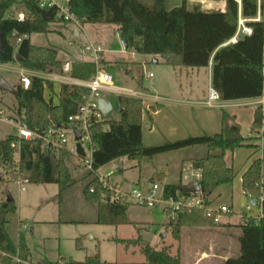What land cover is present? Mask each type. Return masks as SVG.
<instances>
[{"label": "trees", "instance_id": "trees-1", "mask_svg": "<svg viewBox=\"0 0 264 264\" xmlns=\"http://www.w3.org/2000/svg\"><path fill=\"white\" fill-rule=\"evenodd\" d=\"M68 11L81 25L104 24L118 27L119 36L126 41L127 48L135 49L144 56L178 57L179 64L185 68H207L211 63V86L218 92L221 101L254 99L262 96L264 83V0H260L263 20L250 21L246 25L252 29L250 36H242L235 43H228L236 33L239 6L234 0H226V12L205 11L200 6L190 9L182 0L177 7L167 8L166 0H68ZM15 8L23 12L25 18L18 21L8 13ZM258 0H240V15L243 19L257 18ZM63 22L57 18L55 8H40L35 0H0V65L16 63L26 70L42 73L60 72L62 63L57 59V51L31 45L32 34L47 33L49 25ZM134 37L139 41L134 42ZM20 42L17 44V40ZM133 42L135 45H133ZM106 63L99 60L98 66ZM104 71V70H103ZM96 73L93 62L75 61L70 65L69 75L78 80H90ZM44 86L54 92V84L31 77L30 88L15 87L13 96L16 115L28 128L44 133L51 123L62 124L75 114L87 95L85 89L61 84L58 104L52 106L44 99ZM122 112L118 120H103L89 128L93 144L92 164L97 171L108 163L127 158L140 162L154 155L168 153L194 146H205L206 157L192 160L193 169L199 170L200 192L208 199L218 188L230 185L234 179L233 169L224 162V154L245 147L247 139L237 127L229 125L226 114H222L220 133L213 136L189 137L173 143L156 147L142 145L140 99L117 97ZM108 126V129H104ZM252 128L262 129L264 140V106L255 109ZM19 143L18 152L12 144ZM83 155V150L79 148ZM262 159L256 160L242 176V189L248 198L257 199V186L264 172V145ZM67 152L58 154L48 152L39 140H18L9 135L0 140V186L17 177H23L29 184H53L58 187V196L70 186L71 176L64 165ZM93 188V193L89 190ZM179 187L167 185L164 196L175 198L188 195ZM84 196L89 203L98 207L97 224L120 226L128 224L126 211L128 204L112 203L103 199L105 190L93 178L84 187ZM103 200V201H102ZM209 204V201H208ZM16 212L14 201H0V252L8 256L16 253V246L10 239L6 225L8 216ZM262 217L248 219L240 223V255L228 259L225 264H264V201L261 203ZM214 226L204 219L202 211L183 213L168 223L175 240L180 238L183 227ZM129 245H139V240H119ZM76 246L79 242L76 241ZM22 252L24 247L20 249ZM145 258L143 263L135 264H180L179 254L171 257L167 249L155 251L149 246L141 248ZM22 259H26L25 254ZM69 264H109L102 262L95 254L87 256L82 262ZM0 264H15L9 257H0ZM50 264V263H41Z\"/></svg>", "mask_w": 264, "mask_h": 264}, {"label": "rangeland", "instance_id": "rangeland-1", "mask_svg": "<svg viewBox=\"0 0 264 264\" xmlns=\"http://www.w3.org/2000/svg\"><path fill=\"white\" fill-rule=\"evenodd\" d=\"M190 1H192L191 3H193V5L203 8V5L207 0ZM57 2L61 3L62 0H57ZM180 4V0L167 1L168 8L179 6ZM80 26L81 30L78 26L72 23H52L49 25L48 29L50 32L33 34L30 37V41L34 46L54 47L58 51L59 58L61 60L67 59L69 56L67 52L72 54L73 58L78 57L80 47L87 48L90 43L94 47L97 45L101 46L102 49L105 50L103 58L109 65L107 67L106 63L105 66H96V72L104 70L107 74L112 76L113 84L121 88L135 90L141 83L148 87L151 85V81L147 78L150 72L154 75V78L152 79L154 82H156V78L161 73H164L162 68L154 67V65L150 63H147V65L142 68V63H139V61L146 60L144 56L139 54L135 49H124L122 43L116 35L117 30L113 25L84 24ZM75 31L79 33V40H76L73 37ZM133 39L135 43L139 41L136 37ZM134 42L133 45H135ZM125 60L138 62L117 64ZM18 69L19 67L16 63H10L6 66L0 65V79L6 81L13 89H15L18 84ZM127 69L129 70V74H126ZM103 97L113 105V111L110 113L107 120L118 119V99L114 95H104ZM235 105H239V107L231 110L232 112H236L235 115L230 113L231 111L228 112L230 119H232V121L235 122V126L240 129V134L243 137H246L249 135L250 129L252 128L253 121L251 111L253 106L248 105L245 102H237ZM141 107L143 108V105H141ZM16 109L17 104L13 95L9 93H0V112L2 113L0 116V140L9 135H15V128L10 121H7V119L9 120L10 117L16 115ZM141 126L144 130L146 124L143 123ZM103 128L106 130L108 129V126H104ZM257 132L259 136H256L254 139H261L262 129ZM195 149L198 152L197 156L199 154L203 156V153L206 151V148L203 146H197ZM225 156L227 160L232 162L233 173L235 176L230 185L218 188L220 191L218 203L226 204L231 208L232 214L228 215L231 221H235L238 218L239 224L244 222L246 223L249 218L256 219L260 215V212L258 207L250 206L249 198L243 195L241 176H243L254 161L260 159L261 157H259V151L246 146L236 149L232 157H230L229 154H226ZM114 161H118V159ZM119 161L124 162L122 167L125 168L127 160ZM112 162L98 169L96 174L103 175L115 168V165H113ZM64 165L71 178L74 181L77 180L74 184L77 188H80L86 182L89 183L91 179H93L92 175H88L84 169H80L76 162L68 156L64 160ZM118 166L121 165L118 164ZM147 166L148 165L143 164L140 168V185L130 183L131 180L137 178L138 169L124 171L123 175H114L109 181L112 183L117 181L118 184H121L120 186L123 191H130L133 188L144 190L145 187L151 184L147 178ZM184 174L188 175V173ZM18 178L19 177H17V179ZM191 182L193 181L189 179H181L182 185H186ZM24 186L25 192H21L19 203L17 193L18 188L15 183L10 181L4 182L1 184L0 189L5 192L8 191L11 194L17 208L19 204L21 207L24 205L23 200L26 199L25 196L30 194V190H33V197H31H36L34 199L39 200L38 206L40 208V215L50 221L53 220L52 218H54V216L60 214L61 220L71 221L79 220L77 218H83L89 222L91 216L94 214L93 209L81 201L80 189H73L71 194L61 205L60 211H58L57 200L54 198V194L57 189L55 185L26 184ZM258 191L259 196L257 199L261 196V191L259 189ZM32 198L26 199V203H35ZM127 204L129 205L126 212L128 224L125 225L101 226L94 224L93 221L77 226L72 224L57 226L52 223L44 225V228H42L45 235L44 238L41 237V233H35L33 237H31V260L33 262H37L35 260L38 256H42L41 254L43 250H46L48 258L55 259L56 253L58 252V244H60V256H63V260H72L76 262L83 261L86 256L98 254L102 261L109 264L143 263L145 262V258L140 250L144 246H149L155 251H160L163 248H166L167 253L171 257H176L178 255L177 240L173 237L172 229L167 227L169 222L176 220V217L172 219L167 216L160 207L148 208L139 206L133 200H129V203ZM26 207L27 213L29 214L31 208L27 205ZM202 216L204 219L211 221V219L206 218L203 213ZM16 223V216L9 215L7 231L15 242H17ZM76 229H81L82 231V237L79 238V248L74 247V240L72 239ZM26 233H24V237L29 234V231ZM91 237L95 238V240H92ZM134 239L139 240V245L126 246L125 244L118 242L119 240ZM189 258H191V254L185 252L183 264H186Z\"/></svg>", "mask_w": 264, "mask_h": 264}, {"label": "crops", "instance_id": "crops-1", "mask_svg": "<svg viewBox=\"0 0 264 264\" xmlns=\"http://www.w3.org/2000/svg\"><path fill=\"white\" fill-rule=\"evenodd\" d=\"M166 0V6H167ZM186 6L188 9L197 6L193 5L190 0H185ZM239 6V18L243 19L240 15V0H234ZM182 0H180V3ZM177 7V6H174ZM168 8V6H167ZM173 8V7H172ZM205 11H213L218 13L226 12V0H207L203 5ZM170 9V8H169ZM18 12L15 8L11 9V14ZM8 13V16L10 15ZM257 17L260 20H263L261 16L260 9V0H258V13ZM252 20L246 19L245 23L250 22ZM56 23V22H54ZM114 26V25H113ZM117 30L116 35L118 36L120 42L122 43V39L118 33V27L114 26ZM50 32V31H48ZM33 35V34H32ZM31 37V36H30ZM29 37V40H30ZM31 43V41H30ZM228 43H226L227 45ZM31 45H33L31 43ZM34 46V45H33ZM89 46H93L91 43ZM88 46V47H89ZM123 46V44H122ZM38 47V46H36ZM87 47V48H88ZM95 47H99L101 49L100 60L107 63L103 58V53L105 50L102 49L101 46L97 45ZM41 48H51L56 50L54 47H41ZM82 48V47H80ZM84 48V47H83ZM127 49V48H124ZM57 51V50H56ZM69 55L67 59L61 60L59 58V54L57 51V59L62 64L65 62H75V61H85L92 62V57L90 53L82 56L79 53L78 57L73 58L72 54L67 52ZM144 56V55H142ZM146 60L139 61L142 63V68H144L147 63L154 65V67H159L164 70V73H161L157 78L156 82L152 81L154 75L151 79L150 86H144L142 83L135 90L123 88L127 90L137 91L142 95L141 102L143 105L141 111V124L145 123L146 126L144 130L142 128V145L144 147H156L165 145L168 143H173L182 139H186L189 137H198V136H213L221 131L222 126V114H226L228 119H230L229 111L232 109L238 108L239 105H235V103L245 102L248 105H252L253 109L251 111L252 121L254 118L255 109L262 104L263 96L254 99H245V100H235V101H219L217 105L213 108H208L205 106L208 87L211 85V63L207 68H185L180 66L179 58L169 56L166 59H162L160 57H152V56H144ZM138 61H123L119 64L123 63H132ZM18 65V63L16 62ZM9 64L1 65L6 66ZM107 63V67H108ZM19 69L21 67L18 65ZM17 70V75L18 71ZM29 71V70H27ZM33 72V71H31ZM33 73H41L42 72H33ZM55 73V72H54ZM151 73V72H150ZM45 74V73H43ZM126 74H129V70L127 69ZM18 85V84H17ZM117 87V86H116ZM121 88V87H118ZM59 90L58 85H54L53 91L56 93ZM49 92H51L48 89ZM44 94L45 98L48 99L51 97L49 92ZM52 93V92H51ZM115 96V95H114ZM116 98L118 96H115ZM106 100V99H105ZM107 101V100H106ZM109 102V101H107ZM111 105L112 103L109 102ZM113 107V105H112ZM118 106V115L120 118ZM113 111V110H112ZM112 113V112H111ZM235 115L236 112H230ZM118 118V119H119ZM116 119V120H118ZM107 120V119H106ZM229 125L232 127L235 126V122L232 119L229 120ZM238 128V127H237ZM239 129V128H238ZM250 129L249 135L245 138L247 141L245 142L246 147L254 148V150L259 151L258 160L262 159L261 148L264 145V140L262 139H254L258 135L256 130ZM240 131V129H239ZM189 147L184 148L177 151H172L163 154H157L151 157L150 159L144 158L140 162L138 161H130L127 158H120L118 161H113L112 164L115 165L113 169H111L107 173H112L114 175H123L124 171L138 169V176L134 180H131L130 183H134L136 185H140L141 182V166L143 164L148 165L147 169V178L150 183H158L161 189H164L165 186L171 185L175 187L184 186L181 183L182 176L187 175L184 173H190L189 166L191 165L192 160L202 159L207 156L208 150L203 153V156L200 154L197 156L196 148ZM206 148L205 146H203ZM239 149V148H238ZM235 150L233 152H226L224 154V162L227 166L232 167L233 164L231 161L226 159V154H229L230 157L233 156ZM72 159V158H71ZM75 161L74 159H72ZM119 160H127L125 168L122 167L124 162ZM120 164L121 166H118ZM81 169V168H80ZM112 178V177H111ZM77 180H73L71 178L70 186L60 195L58 196V187L56 186V191L54 194V198L57 200V208L58 211L61 209V205L64 203L65 199L71 194L73 189H80L81 191V201L85 204L89 205L94 214L91 216L90 221H93L94 224H97L98 219V207L96 204L89 203L84 196V187L88 183L86 182L80 188H77L76 183ZM117 183V181L113 182ZM242 183V176H241ZM29 184V183H28ZM189 184V183H188ZM48 185V184H46ZM53 185V184H52ZM121 185V184H118ZM187 185V184H186ZM149 186L145 187L147 189ZM144 189V190H145ZM21 192H25V186L23 191H18V203L20 201ZM30 194L25 196L26 199L33 197V190L29 191ZM243 195L244 192L242 191ZM32 196V197H31ZM245 196V195H244ZM220 197V191L217 189L210 197H208V201L212 205H226L223 203H218V199ZM13 198V197H12ZM36 198V197H34ZM32 198L35 203L29 202L26 203V199L24 201V205L21 207L20 204L18 208L16 206V212L11 215L16 216L17 220V230L20 225H27V229L21 230L19 233L16 231L17 242H15L9 232L6 231L18 249L19 256L22 258V255L25 254L26 258H28L31 262V237L35 233H41V237L44 238L43 226L52 223L57 226L61 225H83L89 223L86 219L77 218L79 220H61L60 214H57L52 218L53 220H47L40 215V208L38 206L39 200ZM14 201V199H13ZM28 201V200H27ZM103 201V200H102ZM108 202V200L106 199ZM27 206L31 208L30 213H27ZM129 207V206H128ZM128 209V208H127ZM127 212V211H126ZM9 217V216H8ZM88 219V218H87ZM128 222V221H127ZM99 225V224H97ZM238 218L235 221H231L229 216L222 217L220 223L214 224V226L207 227H183L180 230V238L177 241L178 244V254L180 257V264H183L184 254L188 252L191 254V258L187 260L186 264H225L228 259L237 258L240 255V247H239V237L241 235V229L238 227ZM108 226V225H101ZM29 231V234L24 237V233ZM74 235L72 239L74 240V247H80V237H82L81 229H76L74 231ZM27 234V233H26ZM95 240V238H92ZM76 241L79 242V246H76ZM24 247L23 252L20 250L21 247ZM60 244H58V252L56 253V258L51 259L48 258L46 250H43L42 256H38L35 260L37 262L33 263H50L54 264L58 261H71L72 260H63V256H60ZM87 257V256H86ZM85 257V258H86ZM84 258V259H85ZM101 259V258H100ZM78 262V261H77ZM80 262V261H79ZM82 262V261H81ZM104 262V261H102ZM106 263V262H105Z\"/></svg>", "mask_w": 264, "mask_h": 264}, {"label": "built area", "instance_id": "built-area-1", "mask_svg": "<svg viewBox=\"0 0 264 264\" xmlns=\"http://www.w3.org/2000/svg\"><path fill=\"white\" fill-rule=\"evenodd\" d=\"M35 1L39 4L40 8H55L58 19H61L64 23H72L78 26V28L81 30L80 22L75 19L74 16L68 11V0H62L61 3H58L57 0ZM9 17H14L18 21H23L25 15L23 12L18 11L13 14L10 13ZM245 21L246 19H238L236 33L233 38L228 41V44L235 43L242 36L251 35L252 29L246 25ZM252 21H260V18L257 17ZM19 42L20 40L18 39L16 43L18 44ZM87 53H90L92 62L98 66L101 49L94 46L79 49L80 55L84 56ZM70 65V62H65L62 64L60 72L45 74L33 73L23 68L19 69L18 85L24 90L30 88L31 77H37L49 81L54 85H58V87L61 84H65L85 89L87 91V95L84 96V102L79 105L74 115L68 117L66 122L58 124V127H56V124L51 123V127L44 133H37L30 130L27 124L17 115L10 117L9 120L7 119V121H10L13 124V127L15 128V137H17L18 140H39L42 142L43 147L48 152L53 154H58L61 151L67 152L68 157L74 159L76 164L81 169H84L88 175H92L93 178L97 179L98 184H100V186L105 190L103 199H107L109 202L129 203V200H133L139 206L148 208L160 207L162 211L172 219L183 213H190L193 210H200L206 218L211 219L213 224L220 223L223 216L232 214L231 208L227 205L213 206L210 204V202L208 204V199H206L201 194V192L190 193L185 196L178 195L175 198L165 197L164 189H161L158 183H151L145 190L133 188L130 191H123L120 185L109 181L113 175L112 173H105L103 175L96 174V170L93 168L92 164V154L94 147L92 144L89 128L92 125L104 120L98 111V100H105L103 97L104 95H115L118 97L124 96L141 100L142 95L137 91L116 87L113 84L112 76L103 70L97 71L90 80H78L71 78L69 75ZM152 77V73H149L147 76L148 79H151ZM47 91L48 88L44 86L43 94H45ZM49 94H51V97L48 99H46L44 96L45 101L52 106L57 105L59 100V92H49ZM262 96L263 99L262 104L260 105L261 107L264 106V83ZM219 101L220 96L218 92H216L210 85L207 91L205 106L208 108H213ZM1 115L2 113L0 112V116ZM11 147L16 149L18 152L19 143L16 145L12 144ZM79 148L83 150V155L80 154ZM189 168L191 170L190 173L188 175L182 176V179L192 180L193 182L191 183L199 181L201 177L200 171L193 169L192 164L189 166ZM14 183L17 185V190L20 192L23 191L24 185L28 184V180L23 177H19ZM257 186L261 191V196L255 201L257 202L256 207H258L260 215L254 220H259L262 217L261 203L264 201V172L262 179L259 181ZM93 191V188L89 190L90 193H93ZM5 194L6 192L0 189V201L6 200ZM249 199L253 200L252 198ZM24 229H27V225H20L17 232L19 233ZM0 257H9L15 264H41L33 263L28 258L22 259L19 256L17 248L15 255L8 256L5 253L0 252ZM54 264H69V262L58 261Z\"/></svg>", "mask_w": 264, "mask_h": 264}, {"label": "water", "instance_id": "water-1", "mask_svg": "<svg viewBox=\"0 0 264 264\" xmlns=\"http://www.w3.org/2000/svg\"><path fill=\"white\" fill-rule=\"evenodd\" d=\"M74 39L79 40V33L77 31L74 32L73 35ZM122 44L124 48H127V44L125 40H122ZM14 60L18 61L19 57L16 55L14 56ZM0 93H9L11 95H15V90L3 79H0ZM113 107L109 102H106L104 99L98 100V111L102 115L103 119L106 120L110 113L112 112ZM122 110L119 108V113L121 114ZM56 127H58V124H56ZM78 138V135H77ZM178 189H180L182 192L190 194V193H198L200 192V183L199 181H196L194 183H190L184 186H180ZM6 202H12L13 198L11 194L7 191L5 194ZM249 204L252 207L257 206V202L255 200L249 199Z\"/></svg>", "mask_w": 264, "mask_h": 264}]
</instances>
